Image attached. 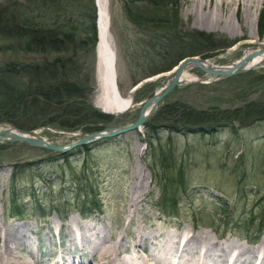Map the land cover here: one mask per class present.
I'll use <instances>...</instances> for the list:
<instances>
[{
  "label": "rangeland",
  "instance_id": "obj_1",
  "mask_svg": "<svg viewBox=\"0 0 264 264\" xmlns=\"http://www.w3.org/2000/svg\"><path fill=\"white\" fill-rule=\"evenodd\" d=\"M14 1L24 5L25 14L33 16V21L36 19V24L45 28L79 24L82 13L91 15V3L95 10L94 20H97L95 0H58L55 4L49 1L51 5L47 10H40L38 3L30 5L27 0H0V9L13 10ZM107 1L109 30L116 54L118 93L128 97L132 95L131 87L141 83L137 86L140 89L137 94L139 99L132 102L136 105L117 113L108 121L114 126L135 118L138 107L155 89L166 83L171 70L168 68L164 72L140 77L146 64L149 67L154 60L159 64L162 62L139 51V39L144 29L137 28L136 23L127 19L121 7L123 0ZM201 1L179 0L173 6H177L175 17L192 33L199 31L210 34L219 42H230L218 47L216 52L211 49L206 51L211 52L210 55H195L210 59L212 65L224 66L264 44V27L261 30L258 27L264 0H251L252 4L244 3L249 0H241L239 5L231 3L221 8V24L215 28L195 22L197 16H208V10H201L198 5ZM204 2L207 4L208 0ZM134 5L152 8L144 0L134 2ZM242 10L247 11H244L246 25L243 24ZM226 21L236 24L234 33L229 34L222 29ZM23 46L13 38L0 35V67L8 62L16 64L40 57L39 54H24L21 50ZM200 47L202 53L207 49L205 45ZM94 57L96 62V53ZM165 61L163 58V63ZM190 69L201 80L175 84L158 106L162 108L182 102L196 109L208 110L212 107L231 113L242 110L237 114L240 116H250V111L254 110V115L264 112V63L227 78L213 80L216 79L213 76L207 82L206 74L200 68ZM93 73L94 87L88 102L96 105V64ZM137 77L138 80L133 82ZM244 106L251 110L245 113ZM240 116H233L216 132L209 133L189 131V128L180 125L172 128L167 121V124L158 121L155 132L135 129L114 138L95 140L87 143V147L75 146L63 153L22 142L3 141L0 143V231L5 225L20 224L21 228L25 225L21 235L24 248L31 247L35 262H47L55 257L53 254L57 257L60 248L66 247L69 238L67 225L76 233L78 226H82L87 233L97 231L95 236L102 239L99 241L119 238L121 255H132L136 260L149 252L162 253L165 245L174 241L175 234L183 233L193 236L194 233L206 232L220 246L238 242L245 250L257 249V244L264 238V119L254 116L249 120L242 118V121ZM245 121L251 123L244 125ZM9 125L13 124L8 122L4 127ZM77 130L61 132L52 125L44 124L39 133L50 142L62 144L83 134L76 133ZM160 158L165 159L166 165L172 166H162ZM10 160L23 163L13 175V181H10L12 172L7 167ZM148 164L154 166L157 180H162L163 187L153 181ZM163 172L167 179H164ZM90 190L99 199V209L82 216L74 207L78 202L88 206L82 194ZM50 197L54 198L53 204L59 206L61 215L49 209ZM11 208L18 213L11 212ZM222 211L227 215H222ZM138 236L141 240L136 239ZM247 236L257 238L251 243L245 239ZM192 246L189 252L201 248L195 243ZM24 248L16 249L18 256L23 257ZM67 251L72 264L91 260L88 250L69 248ZM147 261L152 262L149 258Z\"/></svg>",
  "mask_w": 264,
  "mask_h": 264
},
{
  "label": "trees",
  "instance_id": "obj_2",
  "mask_svg": "<svg viewBox=\"0 0 264 264\" xmlns=\"http://www.w3.org/2000/svg\"><path fill=\"white\" fill-rule=\"evenodd\" d=\"M49 1L54 4L58 2V0H27V3L30 5L32 2L38 3L40 10H47L51 5ZM139 1L123 0L121 7L127 19L136 23L137 28L144 29L139 39L141 40L139 51L148 54L151 59H158L162 62L159 64L157 60H154L149 67L146 64L145 71L140 77L151 76L170 69L184 55H195L196 53L203 56L210 55L211 52L206 51L211 49L212 52H216L218 47H224L230 42H219L217 38L212 39L210 34L199 33V31L192 33L189 28L184 27V24L178 21L179 18L175 17L177 6L173 7L179 0H144L146 4L151 5L150 9L135 7L134 2ZM163 6L168 9H163ZM23 7L21 3L14 1L13 10L8 12L0 9V35L22 43L25 46L21 48L24 54H39L40 57L25 62H16V64L8 62L0 67V124L10 122L15 127L24 130L40 128L45 124L46 126L52 125L59 130L78 129L82 132L93 130L99 124L103 125L104 122L110 121L112 118L110 115L101 113L97 107L88 102L89 94L94 87L93 67L95 65L93 62H95V57L93 50L97 43L95 10L92 3L91 15L82 13L81 20H78L79 24L70 23L66 27L60 24L56 28L52 26L45 28L36 24L37 20L33 21V16L25 14ZM156 12L161 15L158 16ZM262 12L258 19L259 30L264 27V11ZM203 45L207 49L202 53L200 46ZM163 58L166 59L164 63ZM135 65H138V61ZM137 80L138 77L133 82ZM138 90L140 89L136 88L133 91V101L139 99L137 98ZM243 108H245V113L251 110V108L246 109L245 106ZM239 111L242 110H234L231 113L225 109L212 107L208 110L196 109L182 102H176L162 108L157 106L154 114L143 123V128L148 133H152L159 126L158 121L165 123L167 121L168 126L172 128L180 125L183 128H189V131L209 133L224 126L233 116H240L237 115ZM255 111H250V116L241 115L240 119L249 120L254 116L257 119H264V112L254 115ZM250 123L251 121H245L243 124ZM164 161L165 159L160 158L162 166L166 168L172 166L171 164L166 165ZM21 164L15 162L11 165L10 181H13V175L19 170ZM147 166L154 177L153 181L164 186L161 179L157 180L158 177L153 170L154 166L151 164ZM162 175L164 179L168 178L164 172ZM90 191L85 195L82 194L88 201V206L84 205V202L81 204L78 202L74 207L85 216L99 209V199L95 197L92 190ZM50 200L49 209L61 215L59 206L52 202L54 198L50 197ZM13 211L18 213L16 209L11 208V212ZM222 215L226 216L227 212L222 211ZM256 238L247 236L245 239L253 243Z\"/></svg>",
  "mask_w": 264,
  "mask_h": 264
},
{
  "label": "bare ground",
  "instance_id": "obj_3",
  "mask_svg": "<svg viewBox=\"0 0 264 264\" xmlns=\"http://www.w3.org/2000/svg\"><path fill=\"white\" fill-rule=\"evenodd\" d=\"M231 1L232 2H230L229 0H208L207 4H210V6H208L204 2V0L203 2H199L198 5L200 6L201 10H204L203 8L208 10V16H197L195 18V22L202 25L206 24L208 28H215L217 26H220V18L222 17L220 16L219 11L221 10V8L223 9L225 6L231 5V3H236L239 5V1L241 0ZM250 1L251 0H249V2H243L252 4ZM95 3L97 7V20L95 21L97 23L96 29L98 41L96 43L97 46H95L97 59L94 63L96 64L97 86L95 94L96 98L94 103L98 105L100 109L108 110L112 113H120L124 112V109L130 106L131 103L128 97H123L120 95V93L118 95V93L115 91V86L117 84L115 72L116 54L113 48V41L109 30L110 25L107 15L108 1L95 0ZM244 11L247 12L246 10H242L241 13L243 16V24L246 25L247 17L244 16ZM222 25V29L229 34L236 31V24L230 21H226L225 24ZM250 52L252 53V57L248 58V60L244 64L245 66L255 64L258 62V60L264 61V50H260V47H257L254 50L247 51V53ZM210 64V59L206 58V61H203L204 66H208ZM169 77H171V75H169L168 78ZM211 77H213L212 73H206L207 79H211ZM196 78H198V76L191 73L190 67H185V70H183V72L179 74L178 80H180L181 84H186V82H194ZM0 128L2 127L0 126ZM129 204L131 203L129 202ZM20 228V224L7 226L5 225L0 231V264H72L68 259L69 251L67 250L69 248L71 250L85 249L88 250L89 253H91V260L88 263L81 260L76 264H264V238L261 239L257 244V249L251 248L245 250L243 248L244 246L242 247V245L238 242H229L225 246H220L218 242H214L210 234L206 232H204L203 234L198 233L199 235L194 233L193 236H188L184 233L183 235L175 234L174 241L171 240V243L166 244L164 247L165 250H163L162 253L154 254L153 252H149L147 253V255H142L140 259L136 260L135 256H125L123 254L121 255L120 251L118 250V247L120 245L119 238H110L108 242L99 241L102 239H99V237L95 236L97 235V231H90V233H87L82 228V226H78V231L76 233L74 232L72 227H69L68 225L67 229L69 231V238L67 239L66 247H64L63 249L60 248V251L57 253V257L55 254H53L55 257L53 259L50 258L49 260H47V262H35L34 256L32 255L30 249L31 247L28 246L27 248H24L23 237L21 236L24 232L23 228H21V230ZM49 228L50 226L48 225L47 229ZM140 238L141 237L138 236L136 239L141 240ZM194 243L201 247V250L194 249L189 252V250L193 248L192 245H194ZM173 245L175 250L172 249ZM21 247L25 249L23 257L18 256V251L16 252V249L18 250V248ZM172 250H174L175 252H171ZM146 257L149 258V260H152V262H148Z\"/></svg>",
  "mask_w": 264,
  "mask_h": 264
},
{
  "label": "water",
  "instance_id": "obj_4",
  "mask_svg": "<svg viewBox=\"0 0 264 264\" xmlns=\"http://www.w3.org/2000/svg\"><path fill=\"white\" fill-rule=\"evenodd\" d=\"M263 46V47H262ZM260 50H264V44L261 45ZM252 57V53H247L245 56H241L239 59H237L234 63H229L227 65H203V61H206V59L200 58L199 56H190L186 55L181 60L176 62L174 66L170 69L171 77H169L166 81V83L159 87L157 90H154V93L152 95H149L144 99L142 102L143 104L139 106V109L137 111V116L130 122L124 123V125H104L102 128L93 129L90 132L84 133L79 138L76 137V139H73V141H67L62 144H58L57 142H50L48 141L44 136L38 134V130L35 128H30V130H24L22 128H16L14 125H9L6 127L0 128V142H9V141H15V142H23L28 146H36V147H44L46 150L49 151H57L58 153H63L65 151H70L75 146H83V144L86 143H92L95 140H102L104 138H112L115 137L118 134H124L126 131H134L138 127H143V123L148 116L153 115L156 106L160 103L159 100L163 98L165 94L171 90L175 84H179V74L185 70V67H197L200 68L201 71H203L204 74L206 73H212L214 78L222 77L227 78L229 75L238 74V72L246 71L251 67H257L260 64H263L264 61L258 60L255 64H250L248 66H245V62L248 60V58ZM213 66V67H212ZM199 80V79H196ZM195 80V81H196ZM141 83H136L132 86L131 91L135 89L138 85ZM132 96H129V101L131 103ZM133 107L131 104L126 109ZM109 115L112 114V112H109L108 110H101ZM14 163V160H11L10 163L7 165V167H10L11 164Z\"/></svg>",
  "mask_w": 264,
  "mask_h": 264
}]
</instances>
